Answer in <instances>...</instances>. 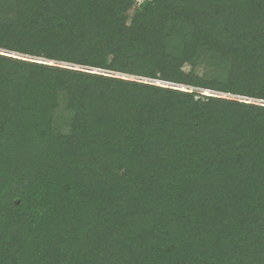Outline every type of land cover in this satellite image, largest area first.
<instances>
[{
	"label": "trees",
	"instance_id": "trees-1",
	"mask_svg": "<svg viewBox=\"0 0 264 264\" xmlns=\"http://www.w3.org/2000/svg\"><path fill=\"white\" fill-rule=\"evenodd\" d=\"M0 264H264V0H0Z\"/></svg>",
	"mask_w": 264,
	"mask_h": 264
},
{
	"label": "built area",
	"instance_id": "built-area-1",
	"mask_svg": "<svg viewBox=\"0 0 264 264\" xmlns=\"http://www.w3.org/2000/svg\"><path fill=\"white\" fill-rule=\"evenodd\" d=\"M147 0H136V2L141 5L142 3L146 2Z\"/></svg>",
	"mask_w": 264,
	"mask_h": 264
}]
</instances>
